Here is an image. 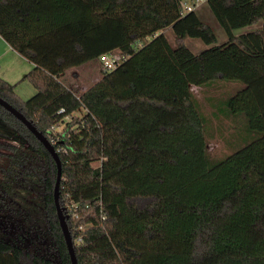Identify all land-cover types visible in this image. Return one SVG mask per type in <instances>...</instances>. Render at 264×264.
Wrapping results in <instances>:
<instances>
[{"label":"trees","instance_id":"1","mask_svg":"<svg viewBox=\"0 0 264 264\" xmlns=\"http://www.w3.org/2000/svg\"><path fill=\"white\" fill-rule=\"evenodd\" d=\"M206 3L221 44L179 0H0V36L34 64L22 79L36 89L22 99L0 77V97L59 156L77 264H264V0ZM112 52L123 62L84 91L62 81ZM215 80L242 84L221 112L255 135L211 162L191 87ZM0 136V264H71L54 159L1 105Z\"/></svg>","mask_w":264,"mask_h":264},{"label":"rangeland","instance_id":"2","mask_svg":"<svg viewBox=\"0 0 264 264\" xmlns=\"http://www.w3.org/2000/svg\"><path fill=\"white\" fill-rule=\"evenodd\" d=\"M196 14L211 27L216 36L217 44L226 41V33L215 19L207 3L201 4L196 9ZM260 25L261 22L247 25L235 29L234 33H245L259 28ZM164 33L170 44L173 45L172 29L168 27ZM147 40H149V37ZM184 43L193 53H198L209 47V45H206L199 38L194 37H186ZM87 63L86 65L77 67L76 70H68L62 77V81L74 90L82 91L85 88L87 89L99 79L101 70L98 59ZM28 82V80H25L24 84H28ZM241 86L242 84L238 81L215 80L206 86L193 85L191 87L198 104L199 112L204 120L205 138L208 146L207 152L211 162L224 158L229 153L244 145L245 142H249L255 135L245 127L246 121L243 114L233 116L225 114L223 111L221 112V109L225 106L224 101ZM28 97L22 99H27ZM78 112L80 111H76V113ZM0 141L8 140L0 136ZM8 153L9 151L5 148H0V178L2 168L7 165Z\"/></svg>","mask_w":264,"mask_h":264},{"label":"crops","instance_id":"3","mask_svg":"<svg viewBox=\"0 0 264 264\" xmlns=\"http://www.w3.org/2000/svg\"><path fill=\"white\" fill-rule=\"evenodd\" d=\"M86 64L88 63H84L81 66ZM33 67L34 64L32 62L15 51L0 36V77L15 84V91L21 98H26L28 96L31 97L36 93V89L32 86V84L30 82H28V84H24L26 79H22L23 76ZM72 69L76 70L77 67Z\"/></svg>","mask_w":264,"mask_h":264},{"label":"water","instance_id":"4","mask_svg":"<svg viewBox=\"0 0 264 264\" xmlns=\"http://www.w3.org/2000/svg\"><path fill=\"white\" fill-rule=\"evenodd\" d=\"M0 105L3 108H5L7 111H9L15 118L20 120L27 127V129L30 130L31 133H33V135L42 143V145L50 153V155L55 161L56 168H57V175H56L53 194H54V203L56 207L57 218L59 220L60 228H61L62 234L66 242L71 264H77L72 241H71V236H70L64 215L58 203V185H59V180H60V175H61V162H60L59 156L57 152L55 151L53 145L46 138V136H44V134L38 131L36 127L28 119H26V117L19 110H17L15 107L10 105L8 102H6L1 97H0Z\"/></svg>","mask_w":264,"mask_h":264},{"label":"built area","instance_id":"5","mask_svg":"<svg viewBox=\"0 0 264 264\" xmlns=\"http://www.w3.org/2000/svg\"><path fill=\"white\" fill-rule=\"evenodd\" d=\"M179 2L181 6V14H185L195 11L201 4L206 3L207 0H179ZM141 45L140 42L137 43L138 47ZM98 60L100 69L104 72H110L123 62L124 57L118 52H112L100 55ZM60 111H62V109H60L59 112Z\"/></svg>","mask_w":264,"mask_h":264}]
</instances>
